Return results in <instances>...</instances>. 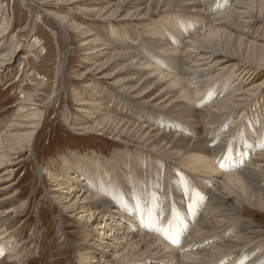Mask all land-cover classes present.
<instances>
[{
  "label": "bare ground",
  "instance_id": "6f19581e",
  "mask_svg": "<svg viewBox=\"0 0 264 264\" xmlns=\"http://www.w3.org/2000/svg\"><path fill=\"white\" fill-rule=\"evenodd\" d=\"M107 5L92 13L122 21L107 24L110 33L47 13L63 34L69 29L84 38L78 48L88 68L74 73L77 80L94 73L113 86L90 80L86 90L75 91L76 112L85 117L78 119V130L124 141L109 157L71 151L57 157L52 172L37 164V176L49 180L48 186L41 182L45 197L58 210L55 244L78 264H264V230L249 212L264 213V113L257 127L261 106L253 103L264 79H252L264 72V0H110ZM3 11L0 72L10 69L20 47L15 35L13 46H6L3 35L11 21ZM233 73L228 88L217 89ZM114 86L125 98L115 97ZM57 99L53 92L40 111L22 95L12 119L0 123V169L6 168L0 170V194L14 187L7 168L12 157L31 152L46 110ZM238 108L242 112L229 122ZM71 117L67 105L61 118L74 132ZM27 205H20L21 212ZM17 215L0 211V230ZM138 223L146 225L147 235L139 233ZM18 226L0 231V264L30 261L28 237Z\"/></svg>",
  "mask_w": 264,
  "mask_h": 264
},
{
  "label": "rangeland",
  "instance_id": "374dc122",
  "mask_svg": "<svg viewBox=\"0 0 264 264\" xmlns=\"http://www.w3.org/2000/svg\"><path fill=\"white\" fill-rule=\"evenodd\" d=\"M29 2L31 6L23 3L22 0H0V9L4 10L6 17L11 21V28L3 35L6 36V46L8 48L10 45L13 46L12 37L15 35L20 39L19 49L21 48L17 50L18 58L15 59L10 69L6 72H0V123L6 119H12L17 108L20 107L19 102L22 95H29L30 99L38 105L36 107L40 111L46 106L47 98L53 92L58 93V99L55 105H51L46 110L45 120L34 136L31 152L24 151L18 156L12 157L13 162L10 163L11 166L7 167L12 172L10 184H13L14 187L0 194L1 198L6 199L4 202H0V211H5L7 216L11 217H14V214L18 215L13 223L11 222L0 231L18 225H20L18 227L23 228L25 237H28V241H26L29 251L26 259L30 261L27 264H66L68 260H71V264H78L77 261H74L75 258H72L73 254L69 250L62 252L56 245L58 210L45 197L43 185L48 186L49 180L45 175L41 178L37 176V164L46 172H52L53 166L57 165L54 162L57 161V157H68L71 155V151L88 153L90 150L89 152H97L109 157L112 150L119 149L124 141L106 137L102 133L82 134L78 130V119L85 117L76 112L77 102L75 100L78 97H74L75 91L80 93L86 90L84 85L90 80L102 82L106 89L113 86L108 80L100 79L97 77L99 75L94 73L89 74L90 76L87 78L77 80L74 73L82 72L88 68L82 63V52L78 48L79 40L84 38L79 39L78 34L69 29H65L63 34L52 16H66L73 20L80 19L82 23L88 26L99 27V31L108 28L105 33H110L107 24L120 25L122 21L119 18L96 19L93 15L92 12L96 8L105 9L110 0H81L70 5L61 0H29ZM47 13L52 16H48ZM24 26L25 30L18 32ZM110 28L113 27L110 26ZM65 54L66 61L63 59ZM20 56L25 57L26 61L22 63ZM223 64L225 62L219 63L215 69ZM117 65L118 62L114 64V69L117 68ZM124 74L125 72H122V76ZM234 78L233 73L230 81L224 85L221 83L217 89L225 91ZM252 79L254 83L263 81L264 72ZM113 91L115 97L125 98L115 86ZM254 101L253 103L261 106L258 111V127L264 113V88ZM67 105L70 106L71 113L75 116L70 118L72 127L75 129L74 132L63 123L61 118L62 110ZM249 108L253 110V105H249ZM241 112V108L234 110L229 122L235 121ZM4 125L1 124V126ZM229 125L230 123L226 122L224 128L229 127ZM4 169L6 168L0 170ZM25 201L28 204L27 209L21 212L20 205ZM149 208L147 206L146 211L142 212H147ZM249 212L252 220L256 223L255 225L264 230V213H258L253 209H249ZM67 215L70 216L71 213ZM136 217L140 218L138 215ZM73 220L66 221L68 229L72 227ZM111 223L116 224V219H113ZM138 226L141 227L139 233L147 235L143 229L146 225L141 226L138 223ZM186 232L187 234L184 236L191 232V227L187 228ZM69 233L71 236L74 235L70 230ZM151 234L156 237V234ZM162 244H167L166 238H162ZM34 251H39L35 257L32 256Z\"/></svg>",
  "mask_w": 264,
  "mask_h": 264
},
{
  "label": "snow or ice",
  "instance_id": "6c2138e0",
  "mask_svg": "<svg viewBox=\"0 0 264 264\" xmlns=\"http://www.w3.org/2000/svg\"><path fill=\"white\" fill-rule=\"evenodd\" d=\"M175 242V241H174Z\"/></svg>",
  "mask_w": 264,
  "mask_h": 264
}]
</instances>
